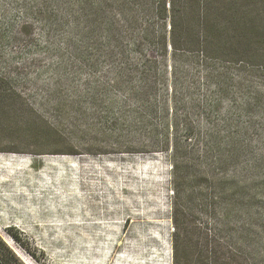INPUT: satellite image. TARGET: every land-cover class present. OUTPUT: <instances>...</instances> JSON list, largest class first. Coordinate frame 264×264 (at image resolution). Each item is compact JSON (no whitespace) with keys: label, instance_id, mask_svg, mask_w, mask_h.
I'll use <instances>...</instances> for the list:
<instances>
[{"label":"rangeland","instance_id":"obj_1","mask_svg":"<svg viewBox=\"0 0 264 264\" xmlns=\"http://www.w3.org/2000/svg\"><path fill=\"white\" fill-rule=\"evenodd\" d=\"M78 1L0 0V239L22 264H174L172 169L154 143L163 127L116 86L121 60L84 44ZM184 63L193 129L180 125L178 136L212 134L232 148L215 175L233 200L232 228L248 232L247 264H264V66ZM169 71L152 104L159 111L164 96L171 123ZM246 177L247 211L236 204ZM199 182L189 221L202 248L212 186Z\"/></svg>","mask_w":264,"mask_h":264},{"label":"trees","instance_id":"obj_2","mask_svg":"<svg viewBox=\"0 0 264 264\" xmlns=\"http://www.w3.org/2000/svg\"><path fill=\"white\" fill-rule=\"evenodd\" d=\"M260 1L264 9V0L78 1L80 15L86 20L84 44L109 60H121L122 66L114 71L116 86L143 103L148 118L159 119L163 127V136L154 143L168 154L172 169L174 264H247L253 259L247 230L236 232L232 228L234 205L227 197V182L215 175L233 161L232 148L228 150L229 145L220 143L212 134L192 142L181 140L178 131L180 125L187 132L193 129L191 108L181 102L182 94L190 91L189 67L184 61L202 67L212 60L252 70L255 65L264 66ZM132 56L138 62L131 65ZM167 70L171 76V123L164 96L159 111L152 104L158 86H165ZM213 77L207 69L206 80ZM240 80L237 87L244 90L246 83ZM179 108L185 111L182 120L176 116ZM153 133L149 135L155 139L157 135ZM198 180L200 187L205 183L212 186L202 194L203 201L210 200L205 206L213 219L202 248L201 236L189 221L194 196L190 183ZM250 189L246 177L236 201L245 211L251 202ZM8 233L15 238L10 230ZM0 264H22L1 239Z\"/></svg>","mask_w":264,"mask_h":264},{"label":"bare ground","instance_id":"obj_3","mask_svg":"<svg viewBox=\"0 0 264 264\" xmlns=\"http://www.w3.org/2000/svg\"><path fill=\"white\" fill-rule=\"evenodd\" d=\"M0 160H2V159L0 158Z\"/></svg>","mask_w":264,"mask_h":264}]
</instances>
